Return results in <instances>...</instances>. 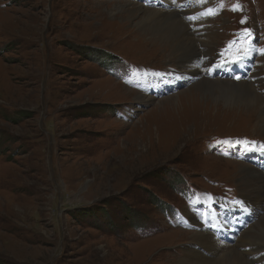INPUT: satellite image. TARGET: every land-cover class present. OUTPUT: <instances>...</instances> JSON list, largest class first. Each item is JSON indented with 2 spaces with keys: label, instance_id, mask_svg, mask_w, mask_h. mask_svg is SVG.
I'll list each match as a JSON object with an SVG mask.
<instances>
[{
  "label": "rangeland",
  "instance_id": "rangeland-1",
  "mask_svg": "<svg viewBox=\"0 0 264 264\" xmlns=\"http://www.w3.org/2000/svg\"><path fill=\"white\" fill-rule=\"evenodd\" d=\"M181 1L214 13L185 16L197 76L139 16L109 14L125 2L168 16L162 0H0V264H212L234 251L264 264V0ZM249 45L251 105L216 113L192 85ZM214 77L238 82L228 67Z\"/></svg>",
  "mask_w": 264,
  "mask_h": 264
},
{
  "label": "bare ground",
  "instance_id": "bare-ground-1",
  "mask_svg": "<svg viewBox=\"0 0 264 264\" xmlns=\"http://www.w3.org/2000/svg\"><path fill=\"white\" fill-rule=\"evenodd\" d=\"M112 4L113 5L109 8V14L110 15L114 14L115 12L120 13L122 15H125V13H126L125 17L127 19H129L131 14H136L137 16H139V20H137L135 24H137L138 26L143 28L144 31L150 32L154 36L158 35L159 37H161L163 39H167V41H163V43H161V44L166 45V42H169L170 45H169L168 49H170V50L168 51L169 52L168 54H170V56L176 57V59H179L178 63L180 62L181 59L185 58L184 61L179 63V66L182 68V70H180V71L183 74H186L188 71L193 70V71H196L194 76H197L198 73L202 72V69L204 67L199 64L198 60H195V59H197L200 56L197 53V42H196V44L194 42L196 40V38L195 37H191L190 35L186 34L185 33L186 31L184 32L183 27L186 25V22H185V20L187 19L185 17V16H187L186 14H191L193 12H199L201 15H196L195 19L196 18H200L204 14H207L205 11H208L209 8L202 9V10H200V9L192 10L190 8V5H188V3H185V2H183L181 0H178V2H175L174 0H162L163 8H165L166 9V13H168V16H162V15H159V14H155V11L150 10V8L146 9V8L142 7L141 5H139V4H138L139 6L128 5L129 3L125 4V2L124 3L114 2ZM203 4H204V0H203ZM157 9H159V8H157ZM165 9H164V11H165ZM107 10L108 9L106 8V11ZM178 12L182 13V16H180V18L177 16V14H179ZM146 15L150 16L149 20L146 17ZM171 17H174L175 19L177 18L178 20L176 19L177 21L174 23L171 20ZM130 24H131V22H130ZM155 39H156V37H155ZM205 45H206V43H205ZM207 45H209V44H207ZM246 48L250 49L248 55H243V52H242L240 54V56H242L241 59L237 60L236 59L237 57H235V58L230 59V61L227 62L226 64H225V61H223L220 58V61L215 62L213 66L209 67L205 71V75L207 77H209V78H201L196 84L192 85V87H196V88H198V89H200L202 91H206V92L210 93L211 95H213L217 100H219L218 104L213 105V109H215L216 113L218 112L217 110L221 111L222 109H226L225 105H229V106H232V107H234V106H244L243 108L239 109V112H241L242 110H244L247 107H250L249 105H251V102L249 101L247 96L252 94L251 89L253 87H252V85L250 83H248V85H247V82H249V81H247L245 78H246V76H250L251 75L250 72L253 69L254 65L252 66V69L249 71V73L246 74V70L252 64V59H253V57L255 55V52L253 51V46L252 45H249ZM185 66L190 67V69L187 70V68ZM223 67H228L229 69L233 70L234 75L239 77L237 83L231 82V81L217 79V78L214 77L215 72L218 69H221ZM184 69H186V70H184ZM146 76L147 75H145L144 78ZM143 79H142V84L144 85L145 81ZM103 81H100V82H103ZM169 81L172 82L173 79L170 78ZM192 87H189V89L192 88ZM189 89L187 88L185 90L188 91ZM181 91L176 93V96H178V94ZM260 94L264 98V95L262 93H260ZM174 96L175 95L173 94L171 96L166 97L164 100H167V99L172 98V97L174 98ZM164 100H162V101H164ZM257 109L260 110V108H257ZM256 119H257V124L256 125H258L262 129V131L264 132V113L261 114L260 111H259V116ZM240 163L241 162H239L238 164H240ZM247 171L248 172L249 171H254V169L251 168V167H247ZM245 183H247V182H245ZM253 186H255V184ZM259 201H261V200H259ZM261 220L264 221V217ZM256 225L262 232H264V227L260 226V224L259 225L256 224ZM245 236H246V234H245ZM242 237H243V235H242ZM243 239H244V237L240 238L239 242L241 240H243ZM209 241H211V240H209ZM209 241H207V242H209ZM244 245H246V244H244ZM254 249H259V247L256 246V247H254ZM262 258L264 259V256ZM188 259L190 261V260H192L194 258H192V256L189 255ZM209 263H211V262H209ZM212 264H249V263L247 261H245L244 259H242L241 255H239L237 252L234 251L231 254L225 255V257L223 259L221 258L218 262H215V263H212Z\"/></svg>",
  "mask_w": 264,
  "mask_h": 264
},
{
  "label": "snow or ice",
  "instance_id": "snow-or-ice-1",
  "mask_svg": "<svg viewBox=\"0 0 264 264\" xmlns=\"http://www.w3.org/2000/svg\"><path fill=\"white\" fill-rule=\"evenodd\" d=\"M233 10H236V7L235 6L233 7ZM207 14L211 15V14H214V13H213V11L211 9H209L208 12H207ZM241 22L243 23V21H241ZM245 31L247 32V30H245ZM249 51H250V49L245 48L243 50V55H248L249 54ZM241 58H242V56L238 55L236 59L238 60V59H241ZM237 78H239V77H237Z\"/></svg>",
  "mask_w": 264,
  "mask_h": 264
},
{
  "label": "trees",
  "instance_id": "trees-1",
  "mask_svg": "<svg viewBox=\"0 0 264 264\" xmlns=\"http://www.w3.org/2000/svg\"><path fill=\"white\" fill-rule=\"evenodd\" d=\"M92 54H93V52H92Z\"/></svg>",
  "mask_w": 264,
  "mask_h": 264
}]
</instances>
